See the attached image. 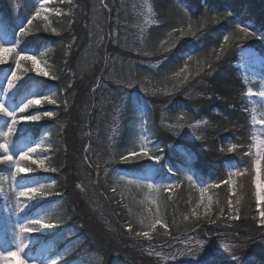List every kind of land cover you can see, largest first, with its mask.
I'll list each match as a JSON object with an SVG mask.
<instances>
[{"label":"trees","instance_id":"trees-1","mask_svg":"<svg viewBox=\"0 0 264 264\" xmlns=\"http://www.w3.org/2000/svg\"><path fill=\"white\" fill-rule=\"evenodd\" d=\"M143 1L57 0L48 25L40 17L29 25L39 0H0V24L18 31V52L44 57L49 72L42 77L30 70L16 101H56L28 111L43 118L26 133L31 143L41 139L37 157L44 167L56 169L33 174L47 192L39 205L58 229L76 228L74 248L56 253L62 264H161L146 242L172 243L197 231L217 244L259 245L240 264H264L254 125L237 66L243 47L264 54V0H148L151 22L141 26L137 5ZM182 29L185 37L165 50L169 33ZM148 89L164 95L153 97ZM47 111L53 116H44ZM141 150L148 155H131ZM153 161L162 168L158 174ZM7 162L0 164L4 174ZM233 172L231 194L226 181ZM203 189L211 193L212 211L195 217ZM237 213L240 218L231 219ZM153 217L160 222L153 237L137 236ZM49 237L63 245L62 233ZM186 260L173 264H190Z\"/></svg>","mask_w":264,"mask_h":264},{"label":"rangeland","instance_id":"rangeland-1","mask_svg":"<svg viewBox=\"0 0 264 264\" xmlns=\"http://www.w3.org/2000/svg\"><path fill=\"white\" fill-rule=\"evenodd\" d=\"M136 1V0H135ZM57 0H39L38 11H40V18H42L46 25L50 23V19L54 12L57 9L53 6ZM140 21L144 23L141 26L147 25L151 22V7L148 3V0L143 1L138 5ZM188 30L182 29L178 32H171L164 41L165 50L174 47L179 43L181 38L185 37V34ZM18 31L15 29L12 31L8 30L6 26L0 24V44L4 46H14V43L11 42V39L17 37ZM173 41V42H170ZM17 49V48H16ZM17 53H19L17 51ZM17 53H6L7 60L5 64L0 65V67L10 64L14 59L12 68H4L0 71V103H4L8 108L9 112H12L15 115V118L19 121L16 125L15 131L11 136H6L8 126L11 124L12 117L0 113V118H2L0 124V143H7L9 145L8 153L4 155H11L13 159L8 161V171H0V251L7 253L11 250H16L22 245H27L24 248L23 256L29 262V264H62L59 255L57 252L61 246H64V249H73L76 245V228H67L58 229L56 222L51 221L50 216L43 211L44 206L39 205L41 203L42 197L39 195H33L31 198L22 197L20 193L31 187L41 188L36 178L33 176L35 171L41 170L38 165L31 164L30 161L20 160V154L24 151H29L30 149H36V151H29V154L32 158L40 160L38 158L37 151L40 148L41 139L38 138L34 140L33 143L30 142L29 138L26 137L28 134L27 128L30 125L41 123L43 114L34 113L26 114L32 109L29 108L26 112L21 113L19 109L27 101L16 102V95L19 92L18 90L26 82L27 78L30 76V70H33L31 62L22 61L21 68L17 70L15 68V61L17 59ZM238 53L239 61L237 66L240 70V75L247 86V104L246 111L249 115L250 121L254 125L253 132V143H252V152L253 155V186L255 192V202L257 205V217L258 223L264 224V217H261V211H264V203H260L256 197V170H255V161L257 159V147L259 142L264 140V54H260L252 47H243ZM23 54V53H20ZM25 54V53H24ZM34 55V54H29ZM37 56L40 61L39 66L46 71H48L45 59L42 56ZM189 68H187L188 70ZM27 70V71H26ZM16 71L17 75L20 77V80L16 81V84L13 88L8 89V80L11 78V73ZM33 72L39 75L35 70ZM147 93L149 95L162 97L164 93H159L154 89H148ZM32 99H40L38 97H33ZM43 103V102H42ZM41 103V104H42ZM39 106V105H38ZM27 115H40L41 119L39 121H25L23 120L24 116ZM183 120V116H180ZM199 126V125H198ZM193 128V131H196ZM199 132V131H197ZM198 134V133H197ZM197 134L191 135L192 138L196 136V139L200 136ZM21 136V137H20ZM190 136V137H191ZM40 144H39V143ZM233 150V146L231 148ZM1 158V157H0ZM19 164L21 167L32 168V172L26 173H17L15 171L16 165ZM155 173H160L162 171L161 167H157L158 163L153 161L151 163ZM156 166V167H155ZM155 167V168H154ZM238 173L233 172L230 179L232 183H229L231 188V194H234L236 189L237 181L236 176ZM262 181H264V164H262L261 171ZM228 180V181H229ZM43 193L47 195L46 190L42 189ZM207 189H203L198 194L199 200L193 207L192 215L195 217H202L211 213L212 211V196L210 195ZM203 196V202H201V197ZM231 211L234 213L236 208H234L235 203L231 200ZM205 207L209 209L207 214H205ZM149 212V210H148ZM34 219L43 220L45 223L53 224V228H41L39 225H32L31 221ZM158 224L160 222L157 218L152 219L150 224V229L146 232L150 234L151 237L158 230ZM21 227H34L36 231L33 233H22L20 231ZM62 233L64 237L61 242L63 245L58 244L50 238V234ZM144 237V236H143ZM148 240L147 237H144ZM55 242V243H54ZM147 246L144 249H147L154 257H158L161 264H173L182 259H187L186 262L190 264H222L228 262V264H240L253 255L251 253L255 252L261 246L256 245V247L245 248L242 246H236L231 243H219L215 242L213 238H208L204 240L197 231H193L192 234L186 235L182 239H176L171 242H160L159 244L146 242ZM264 250V249H263ZM264 257V256H263ZM0 264H3L0 261ZM18 264V258H17ZM74 264H95V263H85V262H75Z\"/></svg>","mask_w":264,"mask_h":264},{"label":"snow or ice","instance_id":"snow-or-ice-1","mask_svg":"<svg viewBox=\"0 0 264 264\" xmlns=\"http://www.w3.org/2000/svg\"><path fill=\"white\" fill-rule=\"evenodd\" d=\"M40 16V11H37L32 19H29L27 23L30 25L32 23V20ZM242 32H247V28H241ZM26 32L25 28H20L19 34L23 36ZM53 32H55V29H53ZM225 40H227V37H225ZM6 53H17V49L14 46H4L3 44H0V65L5 64L7 60V56L4 55ZM22 61H29L31 62L33 70L37 72L42 77H49V72L45 69L41 68L39 66L40 61L38 60L37 56L35 55H29V54H20L17 53V59L15 61V68L19 70L21 68V62ZM27 71V70H26ZM57 77L52 76L51 79L55 80ZM20 80V77L17 75L16 71H13L11 73V78L8 80V89H11L15 86L16 81ZM46 101L48 104H56V101L51 98V96H44L40 99H29L27 103L23 104V106L19 109L21 113L26 112L29 108L40 105L42 102ZM0 113L12 117L11 124L8 126L7 132L5 133L6 136H11L12 133L16 129V125L19 122L15 115L12 112H9L8 108L5 106L4 103H0ZM44 116L52 117L53 112L47 111L44 113ZM41 119L40 115H27L23 117V120L25 121H39ZM236 145H233V150H235ZM0 151L4 153H8L9 151V145L7 143H0ZM29 151H36V149H30ZM29 151L21 152L20 154V160H26L30 161L33 165H38L40 168H42L46 172H55V168H45L43 161L34 159L30 156ZM132 156L140 155V156H147L148 152L146 150H141L139 154L136 152L131 153ZM161 157L156 156L153 157V159L159 160ZM13 157L11 155H5L2 158H0V164L4 163L5 161H11ZM125 159H128V157H125ZM262 164H264V140H261L259 142V146L257 147V159L255 161V170H256V177H255V184H256V197L260 203H264V181H262L261 177V171H262ZM34 169L32 168H26L21 167L19 164L16 165L15 171L17 173H26V172H32ZM226 183H232L231 180L226 181ZM22 197H29L33 195H44L42 188L37 187H31L26 189L25 191H22L20 193ZM201 202H203V196L201 197ZM209 209L205 207V214ZM261 217H264V211H261L260 213ZM239 214L232 216L231 219L237 220L239 219ZM210 223H214V221H210ZM32 225H39L41 228H53L55 225L45 223L43 220L40 219H34L31 221ZM20 231L22 233H33L36 231V228L34 227H21ZM137 236H144L148 239H151V236L148 232H137ZM27 245H22L20 248L16 250L8 251L7 253L0 251V261L3 262V264H17V258H18V264H29V262L24 258L23 252L24 248H26Z\"/></svg>","mask_w":264,"mask_h":264}]
</instances>
